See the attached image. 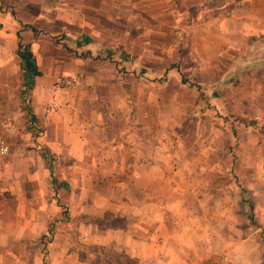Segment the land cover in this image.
<instances>
[{
	"label": "crops",
	"instance_id": "0c3cea01",
	"mask_svg": "<svg viewBox=\"0 0 264 264\" xmlns=\"http://www.w3.org/2000/svg\"><path fill=\"white\" fill-rule=\"evenodd\" d=\"M175 2L0 0V75L20 55L26 79L24 52L41 73L25 108L0 103V264H264V141L241 132L230 151V133L201 132L182 83L213 87L264 37V0H201L182 36ZM111 45L126 57L104 58Z\"/></svg>",
	"mask_w": 264,
	"mask_h": 264
},
{
	"label": "rangeland",
	"instance_id": "374dc122",
	"mask_svg": "<svg viewBox=\"0 0 264 264\" xmlns=\"http://www.w3.org/2000/svg\"><path fill=\"white\" fill-rule=\"evenodd\" d=\"M45 1L55 2V0ZM175 1L174 5L171 6L175 15H178L176 11H180V9L187 6L186 15L182 19H179L180 21L177 24V32L182 36L192 27L194 18L199 13V3L201 0ZM60 3L58 2L56 7L60 6L59 8H61L63 5ZM105 7L108 11L115 12L111 3ZM105 25L108 27L103 32L105 39L111 40L112 36L121 33V29L119 28L112 29L113 24L106 23ZM140 31L143 30H137L136 33ZM58 37L57 42L65 48L70 49L68 42H65V35L62 34ZM138 46L142 50L143 45L138 44ZM102 52L106 59H114V57L124 59L127 55L126 51L121 50L119 46L113 45ZM78 53L84 55L85 51H79ZM183 53L181 42H175L172 46L169 45L167 52L169 68L170 66L181 68ZM232 57H234L233 60L222 61L223 69L221 73L223 76L211 88L196 86L187 75L186 78L183 77L182 79V83L187 88L184 92L185 98L196 102L194 109L196 110L198 120L203 119V126L201 125L203 131L201 132L207 131V133H210L212 130L214 137L219 135L220 138H224V133H230L232 139L227 140L225 145L230 151H233L236 147L233 140L234 135H238L241 132L257 134L264 141V37L250 39L247 46ZM116 61L117 63H121L119 60ZM22 64L23 61L19 55L15 58V61L9 63L8 70H6V74L11 73V76L0 75V103L4 105L8 104L12 110L19 107L25 108L24 106L29 98V93L26 91L27 83ZM152 65H155V63ZM122 70L127 71V68L124 66ZM188 111H191L190 107L185 109L187 115L189 114ZM184 133L186 132L184 131ZM187 133L192 135L195 133V130L188 127ZM207 133L205 135L206 138L209 137ZM213 144H216L217 147L222 146L223 140L214 142Z\"/></svg>",
	"mask_w": 264,
	"mask_h": 264
},
{
	"label": "built area",
	"instance_id": "2783aa9c",
	"mask_svg": "<svg viewBox=\"0 0 264 264\" xmlns=\"http://www.w3.org/2000/svg\"><path fill=\"white\" fill-rule=\"evenodd\" d=\"M79 83L76 77H67L63 76L57 79L56 87L58 89H69L77 86ZM12 154L11 146L7 142V140L0 138V158H8ZM2 192V187L0 183V195ZM208 264H233L231 261L227 259H217L212 260Z\"/></svg>",
	"mask_w": 264,
	"mask_h": 264
},
{
	"label": "trees",
	"instance_id": "16d2710c",
	"mask_svg": "<svg viewBox=\"0 0 264 264\" xmlns=\"http://www.w3.org/2000/svg\"><path fill=\"white\" fill-rule=\"evenodd\" d=\"M87 42V41H86ZM24 61L26 63V67H27V76H26V83H27V87L32 86L33 84V79L35 76H40L41 73L36 71V67H35V61L34 58L32 56H30L29 58L24 57ZM28 89V88H27ZM27 92H29V89L26 90Z\"/></svg>",
	"mask_w": 264,
	"mask_h": 264
},
{
	"label": "water",
	"instance_id": "95a60500",
	"mask_svg": "<svg viewBox=\"0 0 264 264\" xmlns=\"http://www.w3.org/2000/svg\"><path fill=\"white\" fill-rule=\"evenodd\" d=\"M24 55L27 56V57H29V54H26V52H24Z\"/></svg>",
	"mask_w": 264,
	"mask_h": 264
}]
</instances>
